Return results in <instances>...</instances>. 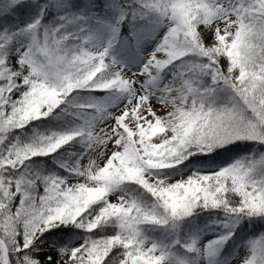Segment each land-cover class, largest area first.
<instances>
[{"label": "snow or ice", "instance_id": "1", "mask_svg": "<svg viewBox=\"0 0 264 264\" xmlns=\"http://www.w3.org/2000/svg\"><path fill=\"white\" fill-rule=\"evenodd\" d=\"M0 264H264V0H0Z\"/></svg>", "mask_w": 264, "mask_h": 264}, {"label": "trees", "instance_id": "2", "mask_svg": "<svg viewBox=\"0 0 264 264\" xmlns=\"http://www.w3.org/2000/svg\"><path fill=\"white\" fill-rule=\"evenodd\" d=\"M59 112V109L54 110L53 113H51L48 117L44 118V122L42 123L40 120L32 121L29 126H27L23 130H17L18 134H22L23 136L27 137L34 129H38L40 131H46L50 128H56V127H63V116L58 117L57 113ZM50 122V123H49ZM240 143V148L233 153L232 156L228 158V160L223 161L222 163H228L231 161V159L235 158L236 156L240 155L241 153L249 150V142H238ZM219 211V210H217ZM203 215V214H202ZM212 217H208V220H211ZM255 219V218H254ZM202 224L207 223L206 221H201ZM207 228H216L219 229L220 226L217 224H208ZM205 230V229H204ZM203 230V231H204ZM225 251H228L227 246L225 247Z\"/></svg>", "mask_w": 264, "mask_h": 264}, {"label": "rangeland", "instance_id": "3", "mask_svg": "<svg viewBox=\"0 0 264 264\" xmlns=\"http://www.w3.org/2000/svg\"><path fill=\"white\" fill-rule=\"evenodd\" d=\"M19 135L23 136L22 134H19ZM217 233H218V230H215L214 228H210V229H208L207 232L200 234L199 241L202 243L207 242V241L213 239L217 235ZM225 253H227V252L225 251Z\"/></svg>", "mask_w": 264, "mask_h": 264}]
</instances>
